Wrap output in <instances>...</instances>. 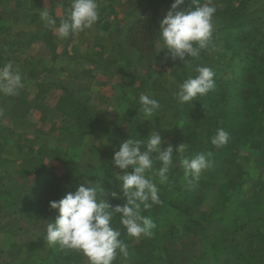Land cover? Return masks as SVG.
Here are the masks:
<instances>
[{
  "label": "rangeland",
  "instance_id": "rangeland-1",
  "mask_svg": "<svg viewBox=\"0 0 264 264\" xmlns=\"http://www.w3.org/2000/svg\"><path fill=\"white\" fill-rule=\"evenodd\" d=\"M6 1L8 4L2 7L0 13L14 20L18 18L21 20L26 17V15L32 17V14L35 15V13H40L44 3L48 4L49 1L53 3V0ZM200 1V4L208 2V0ZM2 2L3 0H0L1 5L3 4ZM136 2L140 3L139 7L136 9L138 14L124 20L120 26V30H118L113 37L114 39L111 38V40L113 39L117 43L116 50L111 52L110 47L108 50L100 49L102 48L101 42L104 40L105 43L109 44L110 37H108L109 39L105 37L103 39L99 36L97 31L94 37L87 40V44L85 45L87 49H85V52H80L83 53L86 61H82L78 64L80 70L85 68L91 69L90 67H92V69L89 70L91 73H88L89 75L91 74L94 81L88 83L87 90L88 94H92V99L90 100L92 104L95 105L93 107L94 109H100V107H105V105H107L106 101L100 103L98 101L99 99L96 98V95L107 94V100H109V96L112 94L113 90L107 83L118 81V87L121 89H123L122 84L124 85L125 90H127L129 94L128 99L130 101L124 103L123 110L118 111V119L115 109L113 112H110L111 114L106 116L109 111L103 108L106 118L102 115L103 118L99 117V110L96 109L98 111H96V113L92 111V114L101 121L99 129H97L100 133H87L85 129H79L73 126L71 118L67 115V117L63 115L67 122L61 124L60 120H55L54 123L58 124L57 132L54 131L55 136H44L43 149H45V151L40 154L42 159L32 163H25L23 159L22 161L16 162L9 158L6 163L0 166V173L2 171V175L0 176V226L2 227V224L5 223L6 225L3 228H9L17 224L16 233H12L11 237L7 240L2 239L0 245V249H8L7 247H10V244H16V246L12 245L8 250V260L11 259L10 264L18 263L15 257H18V259L20 258L22 264H68L65 262L64 257L60 256L66 255L67 250L61 249L59 245L50 246L46 243V226L50 221H54V219L51 218L52 215L50 213H38L37 210H35L34 202H30V198L33 195L32 183L37 177L36 172L32 170L33 167L41 163L46 173L62 178L61 189H65V191H63L64 193L69 191L73 192L80 184L82 178V182H84V178H88L92 181V175L87 174L88 169L104 157L113 156L114 151L118 150L122 140H126L129 137L146 139V135L150 130L161 131L162 137L166 140L173 139L175 130L180 125L178 117L183 107V105L178 104L174 98V93L178 90L179 84L190 75L195 76V68L198 65L203 66L205 64L204 66L207 67L212 65L213 62L216 65L217 60H221V62L227 61V56L231 51V44L233 42L232 34L235 33L245 21L257 15L264 16V0H235L232 3L233 6L230 11L226 12L223 20H221L217 15L223 8V4L220 0H212V3L217 8V12L214 16L213 41L207 49L201 51L200 55L202 56L200 59L193 58L186 64H183L181 61L172 62L170 60H165L163 53L158 54L163 48V43L160 38H157L154 44L155 48L151 50L155 52L160 59V62H157V60L151 56L150 51L146 52V54L139 52L138 49L140 48L149 49L148 43L140 40L139 35H137L138 29L134 32V41L132 40L129 42L127 40L128 26H131L136 19L146 18L152 14L151 10L150 12L146 11V9H151V6H147L146 0H136ZM173 2L174 0H167V2L165 1L166 5L164 7H159L157 9L158 26L167 11L170 10V6ZM183 6L186 7L187 5ZM106 7L108 10L111 8L108 5H103V8ZM60 8L63 10L62 7ZM8 26L11 27V24L9 23ZM136 36L138 40H136ZM77 48L79 50L80 46L77 45ZM215 51L222 52L226 57L222 56V59L217 60L208 59ZM70 56L76 57L75 54ZM100 58L102 59L100 60ZM262 58L264 59V54ZM103 60H114V62L117 63V67H121V69L117 70L116 73H112L113 70L111 71L110 65H105L104 68H100L99 64ZM148 65H151V75L148 80L149 85L146 84V87H144L142 83L138 84V82H136L135 86H137V91L133 92L131 87L134 86L132 85L130 87L131 83L137 81L141 75L143 77L147 76ZM2 66L3 61L0 56V67ZM79 71L77 74H79ZM102 86L107 87L103 88ZM256 91L257 88L254 87L248 90H242L241 94L246 100L252 97V100L258 107V109L257 107L254 108L256 109L255 115H259V118L258 120L248 121L238 117L232 121L231 128L229 129L230 138L228 143L230 146L234 144L237 148L235 152L232 153V161H218L217 158H214L213 153L211 157H209L212 161V166L203 171L200 176V179L209 181V189L204 187L205 183L200 184L196 181L188 183L185 180L184 170L180 164V160L182 158H187V155L184 152H177V157L173 158V165L169 171V173L173 172V175L169 177L168 181L164 184H160L158 178H156L159 195H164L165 192H167L169 198L171 197L176 204L192 205L196 208H200V200H205L204 203L212 207V203L215 202L218 197L216 192L213 191V187L218 183L214 175H216L215 172L222 170V172L224 171L226 174V178L228 175V177L233 178L235 181H245L242 189L254 195L251 204L258 202L260 195L264 192V132L263 134L260 133V130L264 129V96L259 92L255 93ZM132 93H137V96H132ZM211 93H213V91L208 95ZM141 94H147L157 99L161 107L149 118L151 120L146 119L141 111L133 115L134 118L132 119L136 121L135 123L129 122V113L133 111L132 107L135 102L137 103L135 107L139 110V96ZM221 94H218L219 98L224 99L223 96L225 93L221 91ZM217 97L213 96L211 101L205 98V105L208 106L211 102L218 103L217 99L219 98ZM96 105L98 107H96ZM60 119L63 120L62 118ZM53 128L54 127H52V129ZM261 136L262 138H260ZM115 141L118 143V146ZM243 143H245V145H243ZM52 146L56 147L57 151L54 148H50ZM197 153L198 152H193L192 157ZM72 162H75L76 169L74 170L71 169ZM155 166L158 168L160 162L156 161ZM83 175H87L88 177ZM170 180L173 181V183L170 182ZM221 180H223V178H220V181ZM97 182L101 185V182ZM206 187L208 186L206 185ZM36 207L38 208V206ZM259 207L260 206L256 209L257 213L261 215V217L258 218V223L260 227L264 229V209ZM205 208H201V210L203 209L204 211L203 218L206 215ZM151 218H154L153 220L156 226L159 224V234L165 235V233H169L167 226L174 225V227L172 226L175 230L174 236L176 239L180 237L182 231L180 228L184 222L182 220L184 217L175 209L168 207L166 212L157 213ZM213 223H209V225H213ZM3 231L7 232V230ZM195 234L201 237H203V235L204 237L206 236L203 231L199 232V230L194 234L189 233V236ZM144 238L145 236L142 235L139 239H135L127 236V234L124 237L125 241L131 240L132 243L138 242ZM3 241L5 242L4 245L2 244ZM145 241L146 243L148 242L147 240ZM158 242L160 243V241H156L152 244V249L160 253V250L163 251V249L158 246ZM128 248L129 257L125 259V261L123 260V264H130L131 262H133V264L137 263V256L133 253L134 251L131 250V247H129V243ZM4 249L0 252L1 258L5 253ZM186 249L188 251V248ZM118 258L123 257L118 256ZM81 264H89V260L84 254L81 257Z\"/></svg>",
  "mask_w": 264,
  "mask_h": 264
},
{
  "label": "trees",
  "instance_id": "trees-1",
  "mask_svg": "<svg viewBox=\"0 0 264 264\" xmlns=\"http://www.w3.org/2000/svg\"><path fill=\"white\" fill-rule=\"evenodd\" d=\"M163 1H151L152 14L146 18L136 19L131 26H128L127 30V40L130 42L134 41V32L138 29L137 35H139L140 40L148 43L149 49L140 48L138 49L139 52L146 54L150 51L151 56L157 62H160V59L151 50L155 48L156 39L160 38L156 11L159 7L164 6V4H161ZM220 1L223 8L217 16L223 20L225 13L230 11L235 0ZM232 35L233 42L227 61L217 60L225 56L220 51H215L208 57V59L217 60L216 65L213 62L212 65L207 66L215 72L216 87L213 93L200 97L199 101L183 105L178 117L180 125L175 130L173 139H165L174 146L184 143L186 145L184 153L187 158H191L193 152L205 154L211 152L218 161H232V153L235 152L237 147L234 144V146H230L227 143L223 148L217 149L211 144L212 136L220 128L229 132L232 121L238 117L248 121L258 120L259 118V115H255L256 103H254L252 97L246 100L241 91L255 87L257 88L255 93L259 92L264 96V59L262 58L264 54V16L257 15L245 21ZM136 40H138L137 36ZM201 56L197 59L199 60ZM150 68L151 65H148L147 76L142 81L144 87H146V84L149 85ZM62 89L64 94L59 98L58 107L71 118L72 125L79 129H85V132L99 129L100 120L92 114V111L78 101L71 90L66 87H62ZM221 91L225 93L224 99L219 98L218 94H221ZM213 96L219 98L217 99L218 103L211 102L206 106L205 98L211 101ZM125 101L130 100L127 98L124 103ZM136 105L135 102L132 107L133 110ZM133 112L135 111L129 113L128 120L135 123L136 121L132 119ZM263 132L264 129H261L260 133L263 134ZM164 147H166V144ZM43 151L45 149H39L37 152L32 153L26 157L25 163L42 159L40 154ZM176 157L177 152H174L173 158ZM71 166V169H76L74 162ZM32 170L36 172L37 177L32 183L33 195L30 202H34L35 210L38 213H50L51 218L55 219L58 211L49 207V201L59 200L66 194L63 192L65 189H61L62 178L46 173L41 163L33 167ZM115 171L118 170L112 165V162L102 161L92 165L87 172V174L92 175L93 182H101V187L104 189L101 198L112 205L123 203V201H117L111 197L112 191L119 192L118 181L113 174ZM215 174L218 183L213 187V191L216 192L218 197L215 202L212 201V207L207 206L204 203L205 200H200V208L192 205L176 204L165 192L164 195H159L161 201L159 204L153 205L150 209L142 212L145 216L153 217L157 213L166 212L168 207H171L181 213L184 222L181 225L180 229L182 231L178 239L174 236V225H172L173 227L171 225L167 226L169 233L164 235L159 234L158 224L150 237H145L135 243H132L131 240L125 241L126 230L119 223V214L114 215L113 226L120 229V239H123L127 245L129 243V247L137 256L138 262L135 264H264V229L258 223V218L261 215L256 211L258 206L264 209V192L260 195L257 203L251 204L254 195L242 189L245 181H235L228 175L226 178V174L222 170L215 172ZM172 175L173 172L169 173L168 177ZM220 178H223V180L220 181ZM170 182L173 183L171 180ZM196 182L205 183L204 187L209 189V181L199 178ZM95 186L99 191V185ZM202 207H206L204 218ZM209 223H213V225H209ZM198 230L199 232L203 231L206 236L201 237L196 234L189 236V233L194 234ZM145 240L148 242L146 243ZM156 241H160L158 246L163 249V251L160 250V253L152 249V244ZM186 248H188V251ZM82 255V252L67 250L66 255L60 256L64 257L65 262L68 264H81ZM123 260L125 261V258L117 257L114 264H123ZM130 264H133V262Z\"/></svg>",
  "mask_w": 264,
  "mask_h": 264
},
{
  "label": "clouds",
  "instance_id": "clouds-1",
  "mask_svg": "<svg viewBox=\"0 0 264 264\" xmlns=\"http://www.w3.org/2000/svg\"><path fill=\"white\" fill-rule=\"evenodd\" d=\"M186 0H174L159 24V37L165 60L189 63L199 58L201 51L213 41L214 16L217 12L212 0L200 4L192 0L191 6L184 7ZM100 19L98 0H71L66 16L57 19L47 8L40 11V20L49 30H54L64 39L70 35L91 29ZM195 76H189L179 84L174 98L180 105L199 101L216 87L215 72L206 66H197ZM23 76L12 63L0 67V93L17 95L23 88ZM159 101L150 95L139 96V112L149 119L160 109ZM151 120V119H149ZM145 137V136H144ZM230 134L220 128L211 138L217 149L229 142ZM166 144V147L163 145ZM186 145H173L165 140L161 131H153L145 138L122 140L114 151L112 165L118 170L113 174L118 181L117 191L111 197L122 204L112 205L101 198L104 189L98 182L84 178L74 192H67L61 199L49 201V207L58 211L54 221L46 226V243L59 245L61 249L82 252L89 264H114L118 256L129 257L128 245L121 237L119 228L113 226L115 214L129 237L139 239L150 237L156 228L154 220L142 214L153 205L159 204L160 184L168 181L173 165L174 152L183 153ZM212 153H197L191 158H182L180 164L188 183L198 181L202 172L212 166ZM159 161L157 168L155 162ZM99 184V191L95 185Z\"/></svg>",
  "mask_w": 264,
  "mask_h": 264
},
{
  "label": "crops",
  "instance_id": "crops-1",
  "mask_svg": "<svg viewBox=\"0 0 264 264\" xmlns=\"http://www.w3.org/2000/svg\"><path fill=\"white\" fill-rule=\"evenodd\" d=\"M151 1L153 0H146L147 6H151ZM164 1L167 2V0ZM164 1L161 4L165 6L166 3ZM70 2L71 0H53V3L51 1L48 4L44 3L42 9L47 8L53 17L57 19V24H59L60 19L67 14ZM188 2L191 5L192 0H186L185 5L188 6ZM2 3V5L0 4V10L8 4L6 0H3ZM98 3L100 5L99 21L91 29H86L84 32L70 35L64 39L60 38L56 31L49 30L43 25L40 20V13L32 14V17L26 15L21 20L19 18L14 20L0 13V56L3 65L12 63L14 68H18L23 76L25 85L18 90L17 95L0 93V166L6 163L9 158L16 162L22 161V159L25 160L32 153L43 149L44 136L54 135V131L57 132L58 124L54 123L55 120H60L61 124L67 122L65 111L58 107L59 98L64 94L62 87L71 90L74 97L90 111L96 113L99 110V117L101 118H106L103 108L109 111L106 116L111 114L110 112H113L114 109L116 116L119 114V110H123L124 100L129 98V94L123 84V89L118 87V81L107 83L113 90L109 100H107V94L96 95L100 103L106 101L107 105L100 107V109L96 108L98 110L93 108L95 105L90 100L92 99V94H88L87 90L88 83L94 81L91 74L89 75L91 73L89 70L92 67H90L91 69L80 70L78 64L86 61L85 56L80 52H85L87 40L94 37L97 31L103 39L104 37H110V39L108 38L110 40L109 44L103 40L101 42L102 48H99L108 50L110 47V51L114 52L117 43L113 40V37L120 30L124 20L138 14L136 9L140 3L136 2V0H98ZM103 5H108L111 8L108 10L107 7L103 8ZM150 10V8L146 9L147 12H150ZM9 23L11 27L8 26ZM111 38L113 39L111 40ZM77 45L80 46L79 50ZM74 54L76 57L70 56ZM112 61L103 60L99 67L104 68L105 65H110L111 71L113 70L112 73H116L121 67H117V63L114 60ZM78 71L79 74H77ZM144 79L145 77L142 75L134 83L131 79L130 87L134 86L131 87V90L136 92V82L138 84L142 83ZM102 87L106 88L107 86ZM132 94V96H137V93ZM96 107L98 106L96 105ZM133 111L135 112H133L132 118H134L133 115L136 112L139 113L138 108ZM52 127L54 128L52 129ZM88 132L100 133L97 129ZM110 142L112 144L111 140ZM50 148H54L57 151L56 147L52 146ZM112 157H104L98 162L103 160L112 162ZM2 225V227L0 226V233H2L0 234V245L2 239L7 240L12 233H16L17 224L9 228H3L6 225L5 223ZM3 230H7V232ZM2 244L4 245L5 242L3 241ZM12 245L16 246L14 243ZM12 245L10 244L9 246L11 247ZM10 247H7L8 249H0V252L3 249L5 252L2 258L0 257V264L11 263V259L8 260ZM15 260L18 261L16 264H22L20 258L15 257Z\"/></svg>",
  "mask_w": 264,
  "mask_h": 264
}]
</instances>
